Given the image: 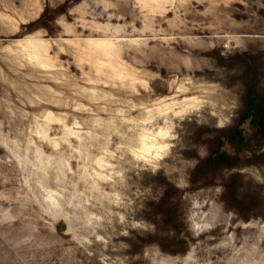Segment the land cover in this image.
<instances>
[{
    "label": "rangeland",
    "instance_id": "rangeland-1",
    "mask_svg": "<svg viewBox=\"0 0 264 264\" xmlns=\"http://www.w3.org/2000/svg\"><path fill=\"white\" fill-rule=\"evenodd\" d=\"M65 1L0 0V264H264V219L190 189L184 154L236 116L239 75L209 53L264 51V0H71L24 34ZM145 134L165 147L145 157ZM166 181L184 254L143 241Z\"/></svg>",
    "mask_w": 264,
    "mask_h": 264
},
{
    "label": "trees",
    "instance_id": "trees-1",
    "mask_svg": "<svg viewBox=\"0 0 264 264\" xmlns=\"http://www.w3.org/2000/svg\"><path fill=\"white\" fill-rule=\"evenodd\" d=\"M71 6V0L55 8L46 6L37 20L22 26L24 34L44 29L53 35V23ZM209 55L218 66L237 71L242 92L231 125L201 127L196 147L184 152L197 161L190 173V189L221 186V201L241 220L264 219V185L243 172L249 167L264 168V51H236L225 56L218 49ZM199 147L206 149V155L199 153ZM181 201V191L166 181L161 199L149 204L157 233L143 239L146 244H158L171 254L187 252Z\"/></svg>",
    "mask_w": 264,
    "mask_h": 264
},
{
    "label": "bare ground",
    "instance_id": "bare-ground-1",
    "mask_svg": "<svg viewBox=\"0 0 264 264\" xmlns=\"http://www.w3.org/2000/svg\"><path fill=\"white\" fill-rule=\"evenodd\" d=\"M58 45L57 43H53V46ZM62 46V45H61ZM148 134H145L143 137V141L142 143V147H141V151L142 155L146 156H151L153 154V152L155 151L156 153H158L160 151V149L164 148L165 146L163 145H158L157 144V137L158 135H154L153 136H147Z\"/></svg>",
    "mask_w": 264,
    "mask_h": 264
},
{
    "label": "water",
    "instance_id": "water-1",
    "mask_svg": "<svg viewBox=\"0 0 264 264\" xmlns=\"http://www.w3.org/2000/svg\"><path fill=\"white\" fill-rule=\"evenodd\" d=\"M63 228H64V226H63Z\"/></svg>",
    "mask_w": 264,
    "mask_h": 264
}]
</instances>
